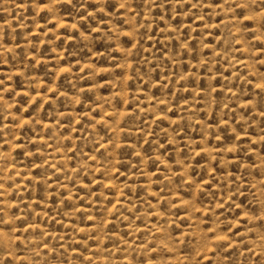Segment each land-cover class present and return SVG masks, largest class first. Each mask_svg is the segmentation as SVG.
<instances>
[{
    "label": "rangeland",
    "instance_id": "374dc122",
    "mask_svg": "<svg viewBox=\"0 0 264 264\" xmlns=\"http://www.w3.org/2000/svg\"><path fill=\"white\" fill-rule=\"evenodd\" d=\"M261 2L0 0V264H264Z\"/></svg>",
    "mask_w": 264,
    "mask_h": 264
},
{
    "label": "snow or ice",
    "instance_id": "6c2138e0",
    "mask_svg": "<svg viewBox=\"0 0 264 264\" xmlns=\"http://www.w3.org/2000/svg\"><path fill=\"white\" fill-rule=\"evenodd\" d=\"M253 3H255V0H253ZM40 7H44L43 3H42V0H41V4L39 5ZM120 7H125L124 4H121ZM239 8L243 9L246 7V5L244 4H241V5H238ZM257 15L262 19L264 20V0H262V2L260 3L259 5V12L257 13ZM243 19L245 21H255L257 19V16L256 15H245L243 17ZM262 63H264V61H262ZM258 88H261V89H264V84H258L257 85ZM91 219V217L89 218ZM259 219H262L264 220V209H262V215L259 217ZM261 239H264V236L261 237Z\"/></svg>",
    "mask_w": 264,
    "mask_h": 264
}]
</instances>
